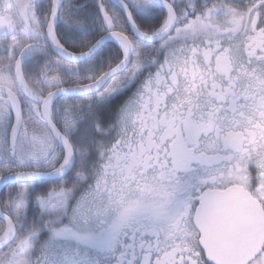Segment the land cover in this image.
Listing matches in <instances>:
<instances>
[{
    "label": "snow or ice",
    "instance_id": "1",
    "mask_svg": "<svg viewBox=\"0 0 264 264\" xmlns=\"http://www.w3.org/2000/svg\"><path fill=\"white\" fill-rule=\"evenodd\" d=\"M0 264H264V0H0Z\"/></svg>",
    "mask_w": 264,
    "mask_h": 264
}]
</instances>
